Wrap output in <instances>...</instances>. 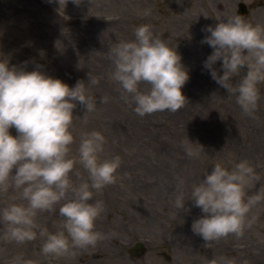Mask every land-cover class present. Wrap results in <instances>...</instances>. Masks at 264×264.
<instances>
[{
    "label": "rangeland",
    "instance_id": "374dc122",
    "mask_svg": "<svg viewBox=\"0 0 264 264\" xmlns=\"http://www.w3.org/2000/svg\"><path fill=\"white\" fill-rule=\"evenodd\" d=\"M239 3L246 5L248 20L264 24V0H81L79 4L73 0H0V53L10 65L27 70L39 65L69 86L79 79L87 82L89 76L98 80L88 84L98 101L96 111L85 112L78 102L73 111L70 155H78L83 131L98 130L106 137L101 156L121 159L116 182L94 193V199L105 203L96 221V229L105 238L95 247L52 258L39 254L40 236L23 244L0 241V264H11L17 255L38 264H207L221 255L236 258L237 264H264V201L249 213L257 219L242 236L229 234L206 242L191 229L202 213L188 200L192 185L217 161L231 165L248 160L259 179L247 192H264V83L259 85L261 97L251 117L242 112L235 94L228 93L203 66L212 52L202 42L209 35L207 27H214L219 15L235 14ZM144 9H150V14L143 15ZM145 23L176 46L189 79L181 89L186 101L180 109L141 117L130 98L124 99L118 82L110 78L112 62L106 53L114 43L134 38L133 29ZM220 64L217 61L214 67L222 74ZM238 79L233 77V82ZM147 87L146 82L141 84L142 89ZM106 113L108 120L118 124H107ZM9 131L16 135L14 126ZM186 136L203 145L205 152L198 158L184 151ZM70 176L78 183L88 173L77 164ZM180 178L184 180V208L175 204ZM13 196L18 198L19 192L0 190V207ZM60 203L38 213L40 226L49 231L60 226ZM3 227L0 223V230ZM136 243L142 244L143 253L132 259Z\"/></svg>",
    "mask_w": 264,
    "mask_h": 264
},
{
    "label": "clouds",
    "instance_id": "9594fccd",
    "mask_svg": "<svg viewBox=\"0 0 264 264\" xmlns=\"http://www.w3.org/2000/svg\"><path fill=\"white\" fill-rule=\"evenodd\" d=\"M51 2V0H50ZM79 4L81 0H73ZM150 9L142 14L149 15ZM209 35L203 37L212 52L203 61L212 79L234 93L243 113L254 117L264 83V24L253 23L238 12L219 15ZM134 38L114 43L106 55L112 62L110 78L120 85L124 99L134 105L141 117L154 111H177L186 98L182 86L189 72L176 46L156 34L150 24L133 29ZM0 53V190L19 192L0 207V241L23 244L40 236L39 254L58 258L75 255L77 249L95 247L105 238L96 229V221L105 210L103 200L94 193L116 182L119 155L102 157L106 137L98 130L80 134L77 156L70 155L74 142L71 131L77 102L85 112L96 111L97 98L88 84L98 80L89 76L74 85L53 77L37 65L32 70L10 65ZM221 61L222 74L214 65ZM242 66L247 72L242 73ZM239 79L233 82V77ZM148 87L142 89L141 84ZM102 102V101H101ZM15 127L16 135L9 129ZM186 154L198 158L203 145L187 138ZM79 164L87 179L74 182L70 173ZM15 169V171H13ZM253 165L246 159L226 165L217 161L211 171L205 170L191 187L190 199L202 213L191 229L206 242L234 234L239 237L257 219L249 216L264 201V192L249 195L247 188L258 180ZM183 178L178 180L175 204L185 207ZM19 200V202H17ZM62 202V203H60ZM60 203L63 218L55 231L37 222L39 212L51 210ZM11 264H38L37 260L17 255ZM207 264H237L236 258L224 255L207 260ZM247 264V261L244 262Z\"/></svg>",
    "mask_w": 264,
    "mask_h": 264
},
{
    "label": "water",
    "instance_id": "95a60500",
    "mask_svg": "<svg viewBox=\"0 0 264 264\" xmlns=\"http://www.w3.org/2000/svg\"><path fill=\"white\" fill-rule=\"evenodd\" d=\"M237 12H238L239 14H242V15L246 16V18H247V16H248V10H247V7H246L243 3H239V4L237 5ZM237 12H236V13H237ZM242 68H243V70H244L245 73H246V72H247V68L244 67V66H242ZM142 253H143V247H142V244H141V243H136V244L134 245V247L132 248V250H131L130 257H131L132 259H138V258L142 255Z\"/></svg>",
    "mask_w": 264,
    "mask_h": 264
},
{
    "label": "bare ground",
    "instance_id": "6f19581e",
    "mask_svg": "<svg viewBox=\"0 0 264 264\" xmlns=\"http://www.w3.org/2000/svg\"><path fill=\"white\" fill-rule=\"evenodd\" d=\"M107 114H108V113H106V115H105V119L103 118L104 121H105L107 124H113L114 126H115L116 124H118V123H115V122L112 121V120H108V119H107ZM129 121H130V118H128V119L125 120V122H126L127 124H129ZM104 255H105L106 258L109 256L108 252L105 253ZM96 256L99 257L100 255L97 254Z\"/></svg>",
    "mask_w": 264,
    "mask_h": 264
}]
</instances>
